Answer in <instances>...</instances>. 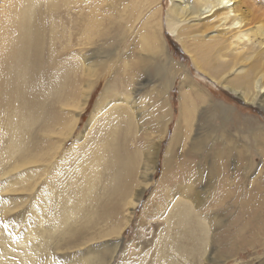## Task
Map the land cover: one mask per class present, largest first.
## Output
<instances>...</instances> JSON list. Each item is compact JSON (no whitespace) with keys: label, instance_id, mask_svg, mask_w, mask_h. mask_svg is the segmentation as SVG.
<instances>
[{"label":"rangeland","instance_id":"1","mask_svg":"<svg viewBox=\"0 0 264 264\" xmlns=\"http://www.w3.org/2000/svg\"><path fill=\"white\" fill-rule=\"evenodd\" d=\"M251 1L264 10V0ZM40 2L44 11L37 20L49 29L41 55L50 53L44 61L53 64L44 66L43 79H28L13 67L1 81L0 228L17 240L40 227L51 231L50 239L40 240L48 242L41 264H86L98 256L107 261L95 264H264V108L244 102L212 76L213 66L225 65L219 76L227 74L229 84L255 94L254 80L262 75L264 83V55L250 46L244 59L222 62L219 46L198 21L186 22L179 37L173 36L166 23L172 0ZM18 7L0 0V28ZM52 7L62 15L55 25ZM155 31L162 55L146 45ZM18 55L0 49V59L9 56L5 65L15 64ZM159 67L171 76L165 106L155 112L164 88L155 72ZM244 75L250 79H237ZM84 93L89 99L80 109ZM105 93L110 106L118 98L112 106L134 103L126 109L130 126L121 128L105 102L94 111ZM187 96L197 100V109H186L192 117L183 107ZM75 111L82 113L67 134ZM92 113L97 124L89 120ZM19 125L25 134L18 139ZM110 148L133 161L121 168L131 181L122 196L109 175L116 165L106 153ZM177 163L183 168L171 170ZM172 176L180 178L179 185L169 182ZM142 187L144 195L134 205ZM98 199L104 203L95 207ZM179 203L190 205L191 219L179 216ZM103 206L108 213L101 214ZM33 216L43 224L32 222Z\"/></svg>","mask_w":264,"mask_h":264},{"label":"bare ground","instance_id":"2","mask_svg":"<svg viewBox=\"0 0 264 264\" xmlns=\"http://www.w3.org/2000/svg\"><path fill=\"white\" fill-rule=\"evenodd\" d=\"M11 1L19 4V7L13 13L15 20H13L14 18L12 20L8 19V23L6 24L4 23L3 26L0 28V32H1L0 35L4 34V37L2 38V40L4 41L0 43V49L2 50V48H4L10 50L11 53L13 50L19 51V55L17 57V61L15 64L14 62H12L10 64L7 63L6 65L4 64V62L8 59L9 56L7 57L1 56L0 88H1L2 77L3 80H7L6 75H4L5 72H8L13 67L18 68L21 71V74L25 75L26 78L29 79V77H34L35 80H38V79H43L47 75L44 70V66L45 65L50 66L51 64H53V62L48 61L50 53L43 52V54L41 55L42 42L46 43L49 41L47 35V32L49 30L48 27L42 26L41 22L37 20L39 15L44 11V5L40 2V0H11ZM190 2H195V3L190 4ZM252 7L254 6H253V1L251 0H194V1L172 0V5L170 6V8H168L166 12L167 28L173 36L179 37V32L181 28H183L182 25H184L188 21L189 22L198 21L203 27V32L207 33L209 37H212V40L216 43V45L219 46L221 53L217 54L216 57H219V59H221L222 62L233 59H241V60L244 59L243 55L248 53L247 49L250 46H255L254 47L255 49L252 50L254 54L257 55V53L259 52V55H264V40H263L264 10H260L259 12L255 9V7L254 8ZM92 10L91 12L94 13L96 8ZM48 11L50 14L54 16L52 22L55 25L57 18L62 16L58 13L59 7L49 8ZM251 23H253L254 26L248 27L249 24ZM8 27H12V28L7 30ZM109 31H110V27H108V31L106 33H108ZM146 45L148 46L147 47L148 49H151L153 54H157V53L160 55H162V53L164 54V44L160 40L159 34L156 31L154 33L151 32L150 35L147 37ZM208 48L209 49L212 48V53H213L214 47L211 45ZM40 55L42 56L41 60H40L41 57ZM56 55H59V53L57 52ZM44 56L48 58L46 61H44ZM209 60L210 58L206 57V61L208 62V65H209ZM212 69L216 71L215 74H212V76L215 78V81L217 80L220 83H222L226 88H229L233 94L239 96L244 102L252 103L256 101V103L259 104V106L264 108V83L260 79L262 75H259V78H256L254 80L256 90L254 92L255 94H253L252 92L250 93V91L244 90L243 88L241 89L238 88V86H235L234 84L232 85L229 84L227 82L228 81L227 74H223L224 76L223 75L219 76V73L221 74L222 70L227 69L225 68V65L224 66L222 65V68L219 67L214 68L213 66ZM155 70H156L155 71L156 74L159 77L162 76L160 77L162 78L161 84H163L164 88L162 89L161 92L157 93L156 99L160 100L161 104L155 106L156 108L154 109V111L161 112L165 106V93L166 91H168L170 87L169 79L171 75L169 74V72H164V70H162V68L160 67L156 68ZM253 70L257 72L256 67H253ZM67 71L70 72L68 69ZM261 73H263V71L258 72V74ZM64 75H66L65 71H64ZM237 79L249 80L250 77L248 79L247 75H244L237 77ZM93 84L94 81L89 82V89L92 87ZM83 96L85 100H83L82 105H80L81 107L79 106L80 109L84 108L86 102L89 99L88 93L87 94L84 93ZM106 98H107L106 93L104 95H101V97L97 102L98 104L97 108L94 110L95 112L100 110ZM119 99L120 98H118V100ZM118 100L112 102L111 106L108 105L107 102H105V108H106L105 111H107L109 115H112L113 117L117 118L120 121L118 125H120L121 128L123 127L126 128L131 125L130 121H125V120H129V116L127 114L126 109L131 107L134 103L132 102L130 103V105L127 104L128 106L124 105V107H121V105L112 106L114 104L119 103ZM123 100L129 101V98ZM122 102L125 103V101ZM196 104H197V100L194 98H189V96H187L186 99L183 101L184 111L188 117H192L193 114L190 112V110H186V109L189 108L190 105L193 108L197 109ZM165 112L166 113L168 112V108L165 109ZM80 113L82 112L77 113V111H75L76 119H74V116L72 115L71 117L69 116L73 120L71 121L70 118L68 120L70 122V125L67 126V134H69V132L73 130L74 124L76 121H78ZM22 119L24 123L26 124L28 123L27 115L24 114L22 116ZM90 119H93L94 124H97L96 114L92 113L90 115L89 120ZM92 123H93L92 121L89 122V124ZM98 128H101V125H98ZM16 132L17 134L15 137H18L19 139V137L25 134L24 126L21 125L17 126ZM88 134H89V130H87V132H85L83 136L84 137L86 136L87 138ZM175 138H178L177 134L175 135ZM107 141L108 144L113 143V141L110 138H108ZM16 142H18L17 145L18 147L20 146V144L23 145L21 141H16ZM23 150L24 148L21 151ZM106 153L110 155L114 164H116L115 168L113 169V173L109 175L111 176V180L114 183H117V187L119 188L118 195L122 196L127 193L128 187L126 185L129 182H130L129 184H131V181L130 179L125 178L121 168L124 166L125 162L130 164L133 163V161L129 162V160L127 161L125 159L123 160L120 152L114 148H110L109 150L106 151ZM94 163L97 164L95 160ZM169 166L171 170L183 168L179 163H177V165L175 166H171V165ZM95 168H99V165L97 164ZM135 169H136L135 166L134 168L133 166L130 168V175L128 177L133 176V174L135 173ZM154 170H152L150 176L152 173H154ZM173 177L174 176L170 178L169 182H171L172 185H179L181 182L180 178L176 177L175 179H173ZM88 180L92 181L89 178ZM166 180L167 179H165V181ZM183 187L185 188V192H190L189 185ZM144 191H145V187L138 189V193L135 198L136 200L133 203L134 205H136L141 200L142 196L144 195ZM94 202L95 201H93L92 203L95 205V207H98L99 205H103L104 203V201H101L102 202L101 203L100 199H98L95 203ZM6 209L8 208L6 207ZM9 211L12 212L13 209H8V212ZM95 211L96 210L93 209L91 213H94ZM77 212H80V210H77ZM108 212L109 211L107 209V206H103L101 214ZM176 212L179 214L181 218L184 217L187 219H191L193 215V211L190 205L186 203H179ZM46 215L47 214L44 215V218H47ZM94 215L97 216V213ZM39 219L40 218L33 216L32 222L37 223ZM32 222H30L31 225L30 227L35 226L34 224H32ZM52 222L57 223L59 222V220L58 218L53 217ZM39 224H43V219L39 220ZM8 230L10 231V234L13 233L11 228H8ZM65 232H69V231L67 230L60 231L59 236L62 237V235ZM14 233L16 234V232ZM51 237H52L51 231H48L45 228L40 227L37 228L36 231L29 232L26 237H23L19 240L16 239V235L14 239H10L7 236V234L3 231V229L0 228V264H41L40 256L43 255L44 252L47 250L48 242L40 244V240L50 239ZM104 259H105L104 257L98 256L93 261H87L86 264H95V262L98 260H102L101 262H103Z\"/></svg>","mask_w":264,"mask_h":264}]
</instances>
